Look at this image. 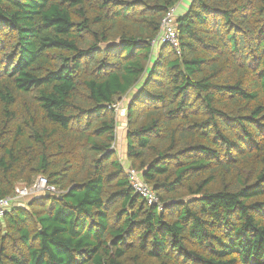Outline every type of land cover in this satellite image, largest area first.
Masks as SVG:
<instances>
[{
  "label": "trees",
  "instance_id": "trees-1",
  "mask_svg": "<svg viewBox=\"0 0 264 264\" xmlns=\"http://www.w3.org/2000/svg\"><path fill=\"white\" fill-rule=\"evenodd\" d=\"M0 0V264H264V0ZM117 42L103 50L102 44ZM127 157L164 205L132 189ZM62 196V198H60Z\"/></svg>",
  "mask_w": 264,
  "mask_h": 264
},
{
  "label": "built area",
  "instance_id": "built-area-1",
  "mask_svg": "<svg viewBox=\"0 0 264 264\" xmlns=\"http://www.w3.org/2000/svg\"><path fill=\"white\" fill-rule=\"evenodd\" d=\"M176 7L177 6L171 8L164 16L161 22L160 33L152 42L154 48L169 45L179 51L180 42L177 31V19L179 14ZM110 109L119 113L121 109H123L121 101L113 104ZM125 173L134 192L142 196L147 205L156 207L158 210L164 208L156 192L145 183L142 174L138 170L129 166L125 168ZM20 186L15 189L13 196L0 199V218H3L15 204L24 200H28L35 196H43L46 192L52 193L55 196L61 194L57 188L49 184L48 180L43 176L37 178L31 186H22V188H19Z\"/></svg>",
  "mask_w": 264,
  "mask_h": 264
},
{
  "label": "crops",
  "instance_id": "crops-1",
  "mask_svg": "<svg viewBox=\"0 0 264 264\" xmlns=\"http://www.w3.org/2000/svg\"><path fill=\"white\" fill-rule=\"evenodd\" d=\"M192 0H181L180 5L177 8L178 14H184L189 6L191 5ZM157 48V47H156ZM127 108H123V111L120 112V120L119 123L117 122V129H116V142H115V151L119 156L123 166L129 167L130 163L127 157ZM119 131V132H118ZM117 133H121L120 137L118 138Z\"/></svg>",
  "mask_w": 264,
  "mask_h": 264
},
{
  "label": "rangeland",
  "instance_id": "rangeland-1",
  "mask_svg": "<svg viewBox=\"0 0 264 264\" xmlns=\"http://www.w3.org/2000/svg\"><path fill=\"white\" fill-rule=\"evenodd\" d=\"M179 5H180V2L176 5L177 7L176 8H178L179 7ZM158 48H155V50L153 51V53H152V60H156L157 59V56H158ZM137 88H135L127 97H124V98H122L120 101H121V106L123 107V108H128V106H129V103H130V101L132 100V98L134 97V95L136 94V92H137ZM123 111V109H121V111L120 112H122ZM120 112L119 113H116V117H117V122L119 123V120H120ZM127 112V111H126ZM119 132V131H118ZM117 135H118V138L120 137V135H121V133H117ZM18 186H20V185H18ZM17 186V187H18ZM22 186H25V185H21L19 188H22ZM17 189V188H16ZM30 201V200H29ZM29 201H22V203H23V205L24 206H26L27 204L26 203H28Z\"/></svg>",
  "mask_w": 264,
  "mask_h": 264
},
{
  "label": "water",
  "instance_id": "water-1",
  "mask_svg": "<svg viewBox=\"0 0 264 264\" xmlns=\"http://www.w3.org/2000/svg\"><path fill=\"white\" fill-rule=\"evenodd\" d=\"M115 45H117V42H110V43H107V44H102V45H101V48H102L103 50H105V49H108V48H110V47H112V46H115ZM44 196H45V197H52V196H54V194L49 193V192H46V193L44 194ZM60 198H62V196H60Z\"/></svg>",
  "mask_w": 264,
  "mask_h": 264
}]
</instances>
